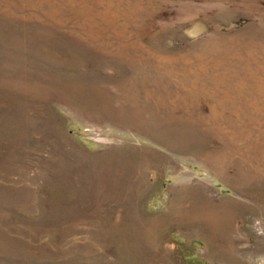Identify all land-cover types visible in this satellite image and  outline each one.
<instances>
[{"label":"rangeland","instance_id":"374dc122","mask_svg":"<svg viewBox=\"0 0 264 264\" xmlns=\"http://www.w3.org/2000/svg\"><path fill=\"white\" fill-rule=\"evenodd\" d=\"M0 264H264V0H0Z\"/></svg>","mask_w":264,"mask_h":264},{"label":"bare ground","instance_id":"6f19581e","mask_svg":"<svg viewBox=\"0 0 264 264\" xmlns=\"http://www.w3.org/2000/svg\"><path fill=\"white\" fill-rule=\"evenodd\" d=\"M211 216H212V218H211L212 220L217 218V217H215V215H211ZM210 221H211V220H210ZM210 221H209V222H210ZM215 222H216V221H215ZM212 223H213V222H212Z\"/></svg>","mask_w":264,"mask_h":264}]
</instances>
